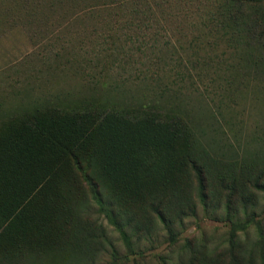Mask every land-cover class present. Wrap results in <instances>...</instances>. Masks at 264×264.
Here are the masks:
<instances>
[{
    "label": "trees",
    "instance_id": "obj_1",
    "mask_svg": "<svg viewBox=\"0 0 264 264\" xmlns=\"http://www.w3.org/2000/svg\"><path fill=\"white\" fill-rule=\"evenodd\" d=\"M94 9L119 26L104 90L0 113V264H264V0H0L10 21ZM120 74L152 98L113 99ZM198 211L218 242L181 236Z\"/></svg>",
    "mask_w": 264,
    "mask_h": 264
},
{
    "label": "rangeland",
    "instance_id": "obj_2",
    "mask_svg": "<svg viewBox=\"0 0 264 264\" xmlns=\"http://www.w3.org/2000/svg\"><path fill=\"white\" fill-rule=\"evenodd\" d=\"M96 11L97 9H94L91 13L87 10L83 17H77L78 11L76 14L72 11L61 19L58 14L44 10L31 18L23 16V20L15 21H10L1 11L0 113L29 109L33 101L42 104L46 99L60 98L62 95L78 98L93 94L95 89L101 92L104 90V87L92 86L90 81L91 78H98L97 75L92 77L100 69V64H96V61L106 54V42L119 26L115 25L116 28L109 30L103 26L100 18L94 19ZM46 12L48 16L43 17ZM167 36L171 38V42L179 40V43L183 44V25L177 26L175 32H167ZM66 60H72V64H67ZM73 61H78L79 64L75 65ZM85 65L88 69L90 67L88 72L91 75L84 76L78 72V66L85 68ZM132 67H122L124 74L131 72L135 75ZM114 73L108 71L106 74L115 77ZM124 74H120L118 87L111 92L113 99L125 97L124 99L130 100L129 103L133 105L152 98L153 90L149 87L151 84L134 79L132 74ZM100 81L103 84L108 83L101 78ZM163 82L157 84H168L171 79H165ZM168 89L169 92L165 95L178 96L179 103L183 105V84L168 85ZM156 96L158 95L153 98ZM185 97L187 105L196 104L195 95ZM107 229L114 249L122 256L124 249L117 235L110 227ZM224 229L223 224L204 220L198 211L196 222H184L181 236L204 233L218 242L223 238ZM107 257L105 253L102 255L103 259Z\"/></svg>",
    "mask_w": 264,
    "mask_h": 264
}]
</instances>
